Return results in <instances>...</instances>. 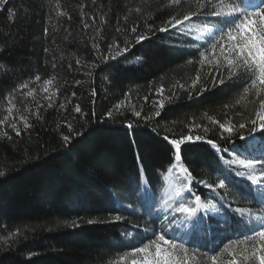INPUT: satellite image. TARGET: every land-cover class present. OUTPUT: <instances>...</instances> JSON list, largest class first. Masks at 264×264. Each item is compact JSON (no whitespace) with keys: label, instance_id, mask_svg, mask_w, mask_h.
Wrapping results in <instances>:
<instances>
[{"label":"trees","instance_id":"1","mask_svg":"<svg viewBox=\"0 0 264 264\" xmlns=\"http://www.w3.org/2000/svg\"><path fill=\"white\" fill-rule=\"evenodd\" d=\"M188 10L187 3L171 0L0 5V264H124L132 248L167 223L159 204L175 147L165 136H204L181 146L182 167L198 181L228 182L218 190L223 200L204 184H192L210 230L179 224L177 216L178 226L168 231L188 249L191 264H212L213 256L225 264L230 250L253 246L241 239L249 234L247 219L231 209L258 208L255 186L226 170L223 160L235 155L233 148L259 156L264 133L255 134L254 146L235 135L229 142L210 118L243 122L254 118L259 103L246 96L250 87L244 91L250 80L228 78L206 32L186 34L166 23ZM161 26L169 30L158 31ZM137 36L147 39L136 43ZM221 78L223 84L214 83ZM207 139L227 151L217 153Z\"/></svg>","mask_w":264,"mask_h":264},{"label":"snow or ice","instance_id":"2","mask_svg":"<svg viewBox=\"0 0 264 264\" xmlns=\"http://www.w3.org/2000/svg\"><path fill=\"white\" fill-rule=\"evenodd\" d=\"M6 0H0V5H4ZM187 3L189 9L182 18L172 16L166 22L171 28L178 29L183 27L186 34L195 32H206L208 40L212 44L213 53L219 48L220 55L226 61L228 68V78L236 77L237 79L250 80V84H246L244 91L247 92L249 87L256 89L259 85L260 90H264V0H195V7L192 8V0H171L174 6H180ZM9 11H12L9 9ZM95 19V18H93ZM194 20L200 21L194 23ZM88 27L87 24L84 25ZM136 26L131 28V32H136ZM151 30V27L150 29ZM169 27L161 26L158 31H168ZM120 29H117L119 32ZM47 33V29H45ZM147 39L146 36H137L136 43ZM99 49V44L93 45ZM109 49L112 45L108 46ZM117 47L119 45L117 44ZM201 59L205 60L207 57L203 52L200 53ZM77 64L80 61H76ZM236 69V71H233ZM237 72L241 75L237 76ZM36 80L40 77L36 76ZM224 78L215 81L214 83L223 84ZM51 83V81H46ZM79 83V81H77ZM200 83L199 77L192 82L195 87ZM181 88L185 86L180 85ZM206 90V89H205ZM163 89H161V92ZM32 95L31 92L28 93ZM48 99H51L49 97ZM147 99V97H145ZM51 106V105H49ZM163 108V104L159 105ZM119 107V105H117ZM77 113L81 112V108H75ZM111 116V113H108ZM135 115L139 117L140 112ZM160 116V112L155 113ZM239 115V113H237ZM24 121V127L29 128L31 125L23 116L20 117ZM212 124H218L219 129L227 136H221L220 139L231 141L232 136H238L241 141L249 142V146H254L256 141V133H264V97L259 98V110L256 111L254 118L245 120L243 122L234 123L231 120L228 123H221L215 119L210 118ZM4 120H0L3 124ZM10 127L19 136L20 130L17 128L16 123H11ZM131 127V125H129ZM200 127V125H195ZM207 130V128H205ZM244 130L247 131L245 136ZM63 139L68 141L69 137L64 136ZM164 139L175 147V162H181V146L187 142H201L205 141L202 135H196L194 138L191 135H185L178 139H169L165 136ZM206 143L217 153H223L227 150L219 146L213 139H207ZM232 151L235 155L227 160H223L226 170L234 173L235 176L242 177L250 182L254 187L256 196L254 199L260 205L258 208L252 207H237L231 209L235 214L244 220L247 219L250 230L249 234L241 239L253 242L251 250L245 249L243 252L230 250L228 255L231 257L227 264H264V151H261L259 156H249L247 148L244 151H238L233 148ZM171 172L172 168L167 169ZM180 172L185 173L184 181L181 186L173 189L168 200H165L161 205L160 211L164 213L173 212L176 215L173 218L167 219V223L160 224L159 233L153 229L154 239L148 241L146 244L134 247L131 249L132 259L130 264H189L188 249L178 241L168 235V230H174L178 225L174 223L176 217H182L179 224H190L193 229H211L212 225L208 223L206 213L202 214V210L206 205L202 197L192 191V184L194 182L202 183L205 187L209 188L217 197L223 200L218 190H223L228 187L227 178L219 179L218 183H207L203 180H196L192 172L187 167H182ZM5 173L0 171V176ZM171 201V202H170ZM227 206L231 208V204ZM159 218V217H157ZM117 217V220H120ZM92 223V221H89ZM227 223V221H225ZM155 224V220L153 221ZM183 253V256L179 253ZM138 257V258H137ZM212 264H216V257H212Z\"/></svg>","mask_w":264,"mask_h":264},{"label":"rangeland","instance_id":"3","mask_svg":"<svg viewBox=\"0 0 264 264\" xmlns=\"http://www.w3.org/2000/svg\"><path fill=\"white\" fill-rule=\"evenodd\" d=\"M223 61L226 62L225 60H223ZM259 87H260L259 85H257L256 89L250 87L249 93L248 94L245 93V95L247 94L246 96L250 95V99L252 100L253 103H259V98L264 97V90H260L259 92L257 91V89H259ZM257 105H258V107H257V111H258L259 110V104H257ZM170 168H172V171L171 172L168 171L167 174L165 175L166 183H165L164 191H163L161 198H160L161 202L159 204V208H161V205L164 203L165 200L169 199L173 189L178 186L176 180L177 181L183 180L182 178H184V176L186 175L185 173L180 172V169L182 168L181 162H174ZM162 214H164V217L167 216V214L164 212H162ZM170 237H173V236H170ZM173 238H175V237H173ZM175 239L178 241V243L182 244L181 242H179V240L177 238H175ZM251 248H246V249H248L250 251ZM244 250L245 249H243V250L239 249L236 251L243 252ZM179 254L181 255V257L183 256L182 252ZM132 258H133L132 255L129 254L125 258H123L122 262L124 264H130ZM192 261H193L192 256L189 254V264H191ZM225 264H227V262Z\"/></svg>","mask_w":264,"mask_h":264}]
</instances>
